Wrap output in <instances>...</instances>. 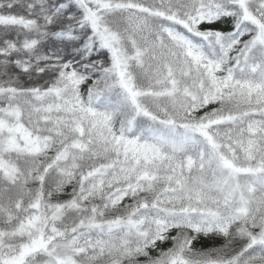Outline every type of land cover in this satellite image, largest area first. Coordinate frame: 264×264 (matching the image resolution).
<instances>
[{
	"label": "snow or ice",
	"instance_id": "6c2138e0",
	"mask_svg": "<svg viewBox=\"0 0 264 264\" xmlns=\"http://www.w3.org/2000/svg\"><path fill=\"white\" fill-rule=\"evenodd\" d=\"M0 264H264V0H0Z\"/></svg>",
	"mask_w": 264,
	"mask_h": 264
},
{
	"label": "trees",
	"instance_id": "16d2710c",
	"mask_svg": "<svg viewBox=\"0 0 264 264\" xmlns=\"http://www.w3.org/2000/svg\"><path fill=\"white\" fill-rule=\"evenodd\" d=\"M211 242H205V245L207 246V245H209ZM199 246V245H198Z\"/></svg>",
	"mask_w": 264,
	"mask_h": 264
}]
</instances>
